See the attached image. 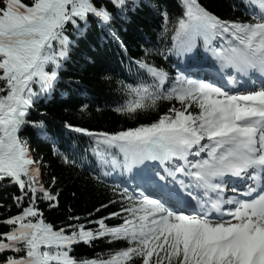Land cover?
Returning <instances> with one entry per match:
<instances>
[{"label":"snow or ice","instance_id":"1","mask_svg":"<svg viewBox=\"0 0 264 264\" xmlns=\"http://www.w3.org/2000/svg\"><path fill=\"white\" fill-rule=\"evenodd\" d=\"M138 6L0 0V188L19 192L7 209L17 214L0 220L8 229L0 231V264H264V0H239L247 19L221 18L201 0H176L173 12L154 8L160 42L133 58L113 25ZM92 24L116 39L128 61L132 82L117 81L113 111L158 118L114 131L64 124L86 146L69 138L61 151L54 140L53 154L98 185L113 181V198L96 213L119 207L99 219L69 215L56 226L40 205L58 207L60 193L45 185L42 158L23 131L49 137L30 115L52 98ZM97 241L124 246L75 254Z\"/></svg>","mask_w":264,"mask_h":264},{"label":"trees","instance_id":"2","mask_svg":"<svg viewBox=\"0 0 264 264\" xmlns=\"http://www.w3.org/2000/svg\"><path fill=\"white\" fill-rule=\"evenodd\" d=\"M135 3L139 6L129 13V18L113 25L120 40L127 45V55L133 58L141 56L144 48L158 45L160 42L161 19L153 9H168L173 12L176 0H135ZM201 3L221 18L247 19L244 10L239 7V0H201ZM153 59L172 74L175 73L168 61L159 57ZM127 63V57L122 53L116 39L99 25H90L86 37L74 48L71 62L66 65L63 73V81L52 98L42 101L38 109L31 113L32 121L43 120L49 137L37 135L32 127L26 128L23 136L27 138L33 155L42 158V179L45 185H50L52 191L60 193L58 207L50 209L47 203L40 205L47 222L60 226L67 221L69 215L89 218V213H92L91 219H99L111 211L118 210V205H110L106 210L95 212L101 204L108 203L113 198L111 179L107 185L96 184L85 169H72L64 165L53 154L52 147L55 140L56 146L64 151V144L69 138L75 145L86 146L87 138L69 133L64 128L66 122L90 130L114 131L134 127L139 123H150L158 118L157 113H141L135 119H129L113 111L121 98L117 81L124 79L132 82L128 79ZM105 75H111L112 79L105 80ZM82 104H88L87 112L83 115L79 111ZM169 106L166 102L161 104L160 113L165 112ZM53 177L56 179L55 185H51ZM13 193L19 194L15 187L0 188V204L4 205L0 207V220L18 212L14 206L11 207V212L7 210ZM117 222L116 219L108 221L109 224ZM7 230L0 225V231ZM123 246L122 243L113 246L105 241H97L94 248L78 246L75 254L92 257L96 252Z\"/></svg>","mask_w":264,"mask_h":264}]
</instances>
